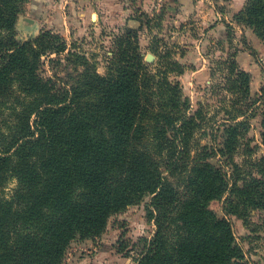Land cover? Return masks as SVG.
I'll return each mask as SVG.
<instances>
[{"label": "trees", "instance_id": "obj_1", "mask_svg": "<svg viewBox=\"0 0 264 264\" xmlns=\"http://www.w3.org/2000/svg\"><path fill=\"white\" fill-rule=\"evenodd\" d=\"M245 1L241 18L264 38V0ZM26 2L0 0V264H63L73 240L102 239L147 197L156 229L137 264H254L209 204L226 196L247 223L264 211V155L247 141L261 114L264 144V86L254 97L230 55L212 72L214 112L199 101L191 113L171 50L146 61L127 27L106 72L89 70L50 30L18 39ZM45 57L87 65L64 80L44 73Z\"/></svg>", "mask_w": 264, "mask_h": 264}, {"label": "rangeland", "instance_id": "obj_2", "mask_svg": "<svg viewBox=\"0 0 264 264\" xmlns=\"http://www.w3.org/2000/svg\"><path fill=\"white\" fill-rule=\"evenodd\" d=\"M207 1H210L211 7L208 3L199 7L207 10L216 8L215 13L207 10L201 13L202 10L195 9L193 15L187 19L178 17L181 11L177 8L179 5L176 8H166L164 18L157 17L156 8H133L130 11L128 8H102L100 18L88 26L81 24L78 19L75 24L68 20L61 23L57 16L52 15L50 21L41 23L37 33L24 35L16 23L17 37L24 41L39 35L42 30H50L63 36L67 40L68 48L84 56V62L90 65L89 70L95 68L100 73H105L107 65L115 55L117 39L125 34V28L130 27L135 30V40L146 61H155L159 54L171 50L173 56L185 66L184 73L173 75V78L179 80L184 95L190 99V112L198 108L199 101H203L212 114L218 98L209 89L213 82L212 72L216 76L221 75L224 71L222 68L217 69L218 62L230 55H234L239 66L249 73L253 96L260 93L264 86V38L241 18L246 1ZM132 16L135 21L129 26L126 19ZM148 23L155 33L147 31ZM148 53L154 55L152 60H147ZM51 56L58 58L55 54ZM43 60L46 75L56 73L64 80H68L69 72L83 73L84 66L87 65L67 63L65 60L56 61L54 64L47 57ZM261 107L264 108V105ZM261 119V114H258L249 122L247 141L254 151V158L264 155ZM206 140L207 137L204 136L201 139L203 142ZM239 152L235 155L237 160L243 158L242 151ZM13 184H10V188ZM225 198L226 196L211 201L209 207L220 218L229 220L236 241L242 246L246 258L254 264H264V211H251L247 223L230 213L231 209ZM149 200L147 197L113 215L102 239L73 240L63 264H137L156 229L154 222L147 216Z\"/></svg>", "mask_w": 264, "mask_h": 264}, {"label": "crops", "instance_id": "obj_3", "mask_svg": "<svg viewBox=\"0 0 264 264\" xmlns=\"http://www.w3.org/2000/svg\"><path fill=\"white\" fill-rule=\"evenodd\" d=\"M207 3L211 7L210 1L207 0H27L24 10L17 19V28L24 35L37 33L41 23L50 21L52 15L57 16V20L61 23L68 20L70 23L74 21L75 24V20L78 19L81 24L88 26L100 18L102 8H128L129 11L133 8H156L157 17L164 18L166 8H176V5H179L177 8L181 11L178 17L187 19L193 15L195 9L202 10L201 13L205 12L207 8L199 5H207ZM207 11L215 13L217 10L210 8ZM68 16L73 20L68 19ZM134 21L133 16L126 19L129 26ZM146 29L149 33H155L148 25Z\"/></svg>", "mask_w": 264, "mask_h": 264}, {"label": "water", "instance_id": "obj_4", "mask_svg": "<svg viewBox=\"0 0 264 264\" xmlns=\"http://www.w3.org/2000/svg\"><path fill=\"white\" fill-rule=\"evenodd\" d=\"M154 58V55L152 53H148L147 60H152Z\"/></svg>", "mask_w": 264, "mask_h": 264}]
</instances>
